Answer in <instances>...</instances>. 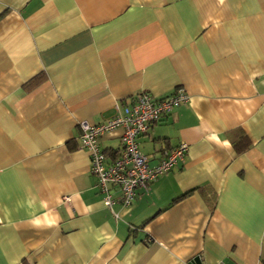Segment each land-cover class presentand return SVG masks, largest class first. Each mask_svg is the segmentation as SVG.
I'll return each mask as SVG.
<instances>
[{
  "label": "crops",
  "instance_id": "0c3cea01",
  "mask_svg": "<svg viewBox=\"0 0 264 264\" xmlns=\"http://www.w3.org/2000/svg\"><path fill=\"white\" fill-rule=\"evenodd\" d=\"M176 89L137 142L184 155L107 207L79 123ZM0 264H264V0H0Z\"/></svg>",
  "mask_w": 264,
  "mask_h": 264
},
{
  "label": "built area",
  "instance_id": "2783aa9c",
  "mask_svg": "<svg viewBox=\"0 0 264 264\" xmlns=\"http://www.w3.org/2000/svg\"><path fill=\"white\" fill-rule=\"evenodd\" d=\"M188 98L189 95L183 89H176L160 98L141 91L121 110L115 105L116 113L104 123H79L80 146L88 152L90 171L96 178L98 190L103 194L107 207L117 201L128 206L138 189L147 191L152 181L170 171L182 158L187 149V144L183 141L173 149L163 151L159 161L149 165L137 139L162 117L170 114L175 106L187 102ZM117 127L122 129L121 148L110 162H106L98 139ZM113 190L118 193L115 197Z\"/></svg>",
  "mask_w": 264,
  "mask_h": 264
}]
</instances>
